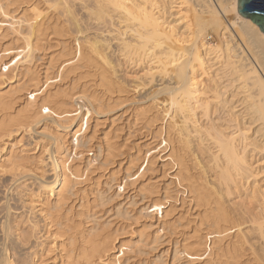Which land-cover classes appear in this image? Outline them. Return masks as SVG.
Listing matches in <instances>:
<instances>
[{
	"label": "rangeland",
	"instance_id": "obj_1",
	"mask_svg": "<svg viewBox=\"0 0 264 264\" xmlns=\"http://www.w3.org/2000/svg\"><path fill=\"white\" fill-rule=\"evenodd\" d=\"M55 1L0 0V66L13 70L10 76H0V100H14L23 108L64 91L74 94V104L81 108L79 118L68 129L44 115L30 131L21 129L4 137L7 142L0 151V242L4 235L1 222L10 207L12 232L7 244L16 264L72 262L74 258L71 261L68 256L75 226L66 232L71 222L78 229L90 227V232L99 229L110 235L113 249L108 253L114 261L109 264H220L226 259L220 246L228 242L215 237L204 218L205 208L197 203L190 186L192 180L200 179V169L191 157L183 165L196 176L190 180L184 173L178 160L179 144L169 127L171 119L162 112L167 95H153L156 84L168 80L169 71L164 73L168 78L164 74L155 77L160 83L148 84V78L143 81L134 75L150 58L142 62L131 59L120 64L126 68L116 66V72L132 75L121 80L117 72L122 86L119 83L120 88L115 86L109 93L97 76L98 67L80 61L75 52L85 37L98 33L99 24L92 20L88 30L81 31ZM78 1L71 5L80 14ZM35 9L42 11L37 21L39 41L26 56L21 34L30 31V23L24 16H31ZM13 20L20 39L10 28ZM206 33L207 42H219L217 32L208 29ZM58 141L62 156L82 173L74 190L64 195L41 187V179L51 176L49 157ZM18 163L26 166V173L12 171L11 165ZM56 206L62 208L56 210ZM47 212L53 213L49 220ZM184 244L192 245L191 256L184 253ZM72 245L74 248L73 240ZM243 254L247 259L250 251L246 248Z\"/></svg>",
	"mask_w": 264,
	"mask_h": 264
},
{
	"label": "bare ground",
	"instance_id": "obj_2",
	"mask_svg": "<svg viewBox=\"0 0 264 264\" xmlns=\"http://www.w3.org/2000/svg\"><path fill=\"white\" fill-rule=\"evenodd\" d=\"M72 1L76 0H56L55 4L81 31H87L92 20L99 24L98 33H87L75 52L80 61L98 67L97 76L106 91L120 83L116 66L121 68L120 64L131 59L142 62L150 58L133 74L143 81L148 78V84L160 83L155 77L169 71V78L164 74L168 80L156 84L153 95H167L162 112L171 119L169 127L179 144L178 160L184 173L190 180L196 176L183 165L192 157L200 169L197 176L204 179L192 180L190 186L197 203L205 208L204 218L215 237L228 242L224 248L220 246L222 257L226 256L220 264H264V32L240 15L238 0H77L80 14L72 9ZM41 14L35 9L31 16H24L30 23V31L21 34L26 56L38 46L37 21ZM10 28L20 39L14 20ZM208 29L218 33L219 42L205 40ZM1 69L0 76H10L13 71ZM124 75L132 74L125 71ZM126 76L122 75L121 80ZM73 95L58 92L42 103L23 108L1 97L0 151L7 142L6 135L21 129L30 131L44 115L63 129L70 128L81 114ZM45 107L49 112L43 111ZM61 150L58 141L49 157L51 176L41 179L42 189L57 195L74 190L82 178L81 171L62 156ZM13 164L12 171L28 170ZM55 208L59 210L60 206ZM52 214L47 212L46 219ZM8 216L1 222L4 235L0 264H16L9 256L7 240L12 226ZM71 224L67 225L75 226L74 231L73 227L65 228L66 232L72 231V255L68 257L74 259L67 264H109L113 260V254L108 253L113 249L110 235ZM77 236L81 237V245ZM187 244L182 248L191 256L193 247ZM246 248L250 255L243 259Z\"/></svg>",
	"mask_w": 264,
	"mask_h": 264
},
{
	"label": "water",
	"instance_id": "obj_3",
	"mask_svg": "<svg viewBox=\"0 0 264 264\" xmlns=\"http://www.w3.org/2000/svg\"><path fill=\"white\" fill-rule=\"evenodd\" d=\"M238 12L254 21L264 32V0H238Z\"/></svg>",
	"mask_w": 264,
	"mask_h": 264
},
{
	"label": "snow or ice",
	"instance_id": "obj_4",
	"mask_svg": "<svg viewBox=\"0 0 264 264\" xmlns=\"http://www.w3.org/2000/svg\"><path fill=\"white\" fill-rule=\"evenodd\" d=\"M43 111H44L45 113H47V112H49V109H48L47 107H45V108L43 109Z\"/></svg>",
	"mask_w": 264,
	"mask_h": 264
}]
</instances>
